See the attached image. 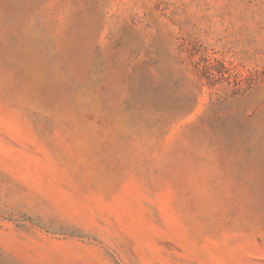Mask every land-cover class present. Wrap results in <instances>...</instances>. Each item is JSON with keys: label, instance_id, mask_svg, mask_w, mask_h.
<instances>
[{"label": "rangeland", "instance_id": "1", "mask_svg": "<svg viewBox=\"0 0 264 264\" xmlns=\"http://www.w3.org/2000/svg\"><path fill=\"white\" fill-rule=\"evenodd\" d=\"M0 264H264V0H0Z\"/></svg>", "mask_w": 264, "mask_h": 264}]
</instances>
